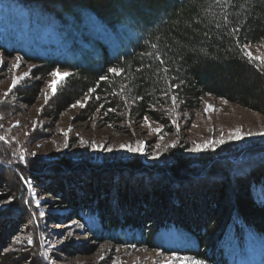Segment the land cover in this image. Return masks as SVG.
Wrapping results in <instances>:
<instances>
[{
    "label": "trees",
    "instance_id": "1",
    "mask_svg": "<svg viewBox=\"0 0 264 264\" xmlns=\"http://www.w3.org/2000/svg\"><path fill=\"white\" fill-rule=\"evenodd\" d=\"M10 1L21 4L22 13L0 24V55L37 66L35 77L69 73L49 114L88 96L83 117L101 115L113 127L149 120L173 135L169 126L177 117L186 123L213 97L264 117V62L250 53L264 41V0ZM42 30L54 42L39 40ZM113 67L120 76L109 72ZM38 83L20 80L16 96L35 98ZM184 150L178 143L168 149L171 163L161 166L62 160L40 168L22 166L1 146L0 173L7 176L0 179L13 204L0 212V264H30L38 253L28 180L78 207L73 219L96 241L203 264H264V152L204 163L187 161ZM53 180L60 185L51 187ZM196 182V196L189 192L188 200L182 186ZM162 183L165 190H158ZM17 227L36 239L35 248L23 245Z\"/></svg>",
    "mask_w": 264,
    "mask_h": 264
},
{
    "label": "rangeland",
    "instance_id": "2",
    "mask_svg": "<svg viewBox=\"0 0 264 264\" xmlns=\"http://www.w3.org/2000/svg\"><path fill=\"white\" fill-rule=\"evenodd\" d=\"M7 2L9 5L3 2L0 4L1 25L8 21L5 17L7 18L9 14L18 19L22 13L19 9L22 7L21 4L10 0ZM21 18L25 19V15ZM37 36L43 42H54L45 30L40 31ZM113 40L114 38L111 37L112 44ZM250 53L264 62V41L251 47ZM36 69L35 65L21 60L6 59L0 55V137H3L0 139V147L13 152L12 157H17L22 166L36 163L40 168L48 167V164L62 160L65 163L68 161L101 166L109 162L129 161L130 159L161 166L171 163L165 156L167 152L165 148L175 144L176 147H171L175 149L177 143L181 149H187V152L183 154L188 158L187 161L204 160V163H210L216 159L225 160L226 157L238 155L246 158L248 155L264 152V135L259 134L264 133V117L213 97H205L202 106L187 119L186 123L182 117H177L176 121L169 126L173 132L176 131L173 135L166 132L160 124L149 120H133L122 126H109L103 121L101 115L83 117L80 113L84 107L79 106L70 107L69 105L62 111L49 114L51 99L55 95H52L48 84L55 78L51 74L45 77H35L33 71ZM58 72L62 74L64 71ZM13 80L16 81L15 86H13ZM20 80H23V83L39 82V95L29 100L22 99L19 95L16 96ZM46 97L48 98L47 103H45ZM88 100L89 97L84 96L78 101L85 103ZM207 105L213 106L215 111L207 112ZM236 129H241L245 136L244 139L225 143L218 146L215 151L194 152L190 150L195 144H203L207 139L219 138L222 134L228 138L229 133ZM249 133L252 135H248ZM66 141L68 147H65ZM94 144L100 147L93 150ZM138 144L144 145V155L130 153L121 148V145H130L135 148ZM154 155H158V158H150ZM44 170L45 168H42L37 172H44ZM0 175L4 178L7 176L4 173ZM8 177L7 180L10 179L9 174ZM106 178L109 176L106 175ZM2 182L0 179V212H4L13 204L10 199H7L12 194ZM50 182H55L51 187H55V184L60 185L59 180ZM86 184L88 183L85 182ZM81 185L84 188L83 184ZM134 185V183L131 184L133 187ZM163 185L164 183L160 184L158 190L162 189ZM197 185L198 182L182 186L188 200H192L189 192L192 196H196L192 189H195ZM26 186L40 231V236L36 237L39 250L30 264H172L176 257L191 261L190 258L163 253L159 250L118 246L109 242L96 241L86 234L85 227L79 220L73 219L78 207L60 203L59 199L53 195L44 194L42 188L45 186L40 188L36 184L38 186L36 187L32 180H28ZM163 190H165L164 186ZM84 191L86 192V188ZM200 193L203 194V190H200ZM37 201L40 202V207H37ZM41 212L45 213V216L42 217ZM2 225L4 223H0L1 229H3ZM24 229L17 227L18 238L21 241L24 240L25 247L35 248L36 239L29 236ZM69 231L73 233L71 237L68 236ZM10 240L9 238L8 242H11ZM29 240L32 241L31 244ZM250 260L249 258L248 262ZM177 264H180V261H177Z\"/></svg>",
    "mask_w": 264,
    "mask_h": 264
},
{
    "label": "snow or ice",
    "instance_id": "3",
    "mask_svg": "<svg viewBox=\"0 0 264 264\" xmlns=\"http://www.w3.org/2000/svg\"><path fill=\"white\" fill-rule=\"evenodd\" d=\"M20 58L17 57V60H19ZM157 59H159V57H157ZM18 66V65H17ZM109 72L110 73H114L116 76H120L121 75V70L113 67V68H109ZM51 76L54 77L55 79H52L51 82L48 84V88L52 91V95L56 94V91L59 87V85L64 82L68 77H69V73L68 72H63L62 74L58 71H53L51 73ZM16 85V81L13 80V86ZM95 89H89V93L94 92ZM47 97L45 99V103H47ZM175 97L173 98V100L175 101ZM85 107L86 106V102L85 103H81L80 101H77L75 104L70 105V107ZM101 107H103V105H101ZM99 110V109H98ZM113 111L112 108L108 109V112ZM206 111L207 112H212L215 111L214 107L211 105H207L206 106ZM195 126V125H194ZM70 131V130H69ZM64 135L67 133H63ZM157 134H159V130H157ZM260 135H264V133H259ZM248 135H252L251 133H249ZM245 136L242 133L241 129H236L232 132L229 133L228 138H225V136L222 134L219 138H210L207 139L203 144L197 143L195 144L194 148L190 149L191 151L194 152H202V151H215L216 148L218 146H221L225 143H230L233 141H238L241 139H244ZM0 139H3V137H0ZM81 143H83V141H81ZM65 147H68V143L67 141L65 142ZM100 146L98 145H93V150L98 149ZM171 147H176L175 144L169 145L165 148V151H167L169 148ZM122 149H125L126 151L130 152V153H138L140 155H144L145 154V149H144V145L143 144H138L135 148H133L132 146H124L121 145ZM109 151H112V149H108ZM33 155H35V153H33ZM150 158L152 159H157L158 155H154L151 156ZM41 204L39 201H37V207H40ZM40 215L43 217L45 216V213L41 212ZM73 235V233L71 231L68 232V236L71 237ZM32 241L29 240V244H31ZM158 255H161V253H158ZM177 261H180V264H203V262L199 259H193L190 262L185 260H181L179 257H176L173 259L172 264H177Z\"/></svg>",
    "mask_w": 264,
    "mask_h": 264
}]
</instances>
